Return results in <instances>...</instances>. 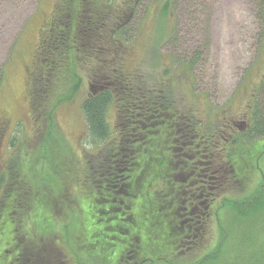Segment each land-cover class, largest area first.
I'll list each match as a JSON object with an SVG mask.
<instances>
[{
  "label": "rangeland",
  "instance_id": "obj_1",
  "mask_svg": "<svg viewBox=\"0 0 264 264\" xmlns=\"http://www.w3.org/2000/svg\"><path fill=\"white\" fill-rule=\"evenodd\" d=\"M58 2L0 0V76H3L0 200L6 193L4 181L8 168L18 159L17 152L23 150L27 155L21 165L29 168L34 161L36 185L56 197V204H52L55 231L61 223L62 230L67 228L69 239L71 232L77 233L79 220L72 213L74 199L62 188L68 186L74 195H83L94 214L104 207L96 202L94 192L86 187L82 177L86 173L82 161L94 160L101 151L87 137L81 112L84 100L104 84L109 74L132 71L136 86L168 88L172 104L189 111L191 118L200 120L208 132L221 133L218 142L221 148L226 139H232L230 135L245 132L254 103L257 109L264 106V3L261 0H111L114 15L102 34L100 59L74 65L80 84L70 100L57 101L76 83L71 70L61 68L50 77L49 94L45 91L49 97H44L47 100L43 112L52 111L56 130L43 146L46 137L43 130L48 122H42L46 126L41 130L34 121L29 100L30 75L35 68L41 33L48 28ZM114 37L121 46L114 42ZM117 107L115 100L106 115L113 133L118 127ZM258 148L264 149V140L259 141ZM216 154L219 167L222 159L219 149ZM55 164L63 180L55 175V170L58 171L53 169ZM257 167L259 173L249 169L246 175L253 183L247 190L229 183L219 189L210 208L204 240L172 260L185 264H264V195L259 198L260 192H264V181L257 188L260 179L264 180V154ZM99 220L95 228L98 233L115 224L112 215L100 216Z\"/></svg>",
  "mask_w": 264,
  "mask_h": 264
},
{
  "label": "trees",
  "instance_id": "obj_2",
  "mask_svg": "<svg viewBox=\"0 0 264 264\" xmlns=\"http://www.w3.org/2000/svg\"><path fill=\"white\" fill-rule=\"evenodd\" d=\"M110 2L59 0L48 28L41 33L35 68L30 75L29 100L39 128L43 130L46 125L42 122H48L43 130L46 135L43 146L56 130L52 111L43 112L50 77L61 68L71 70L76 83L57 101L70 100L80 84L74 65L100 59L102 34L114 15ZM114 42L121 46L118 38L114 37ZM117 72L114 76L109 74L104 84L95 88L94 94L81 105L87 137L101 150L94 160H81L86 170L82 177L86 187L94 192L96 202L104 207L94 214L83 195H74L68 186L62 188L74 199L72 213L79 224L76 234L71 228L69 239L64 228L67 225L64 231L59 223L61 233L55 231L52 204H56V197L36 185L35 162L24 168L21 163L27 153L19 150L18 159L8 168L10 182L7 178L4 181L6 193L0 200V264H9L15 237L23 247L21 238L28 235L14 224L17 220L25 223L35 249L36 255L29 252L26 255L32 261L40 258L39 264H50L46 261L48 255L54 256L53 264H185L172 257H181L180 252H188L190 246L204 240L206 222L211 216L210 207L206 212L211 205L210 192L218 194L228 183L247 190L252 182L246 178L249 169L260 172L257 162L264 149L256 150V146L264 140V106L257 109L254 103L249 128L230 135L232 139H226L219 148L221 133L208 132L200 120L191 118L189 111L172 104L171 90L144 88L143 83L136 86L132 71ZM115 100H118V127L113 133L106 115ZM218 148L222 155L219 167L215 155ZM55 172L61 180L59 168ZM260 180L258 189L264 181ZM263 195L261 191L259 198ZM252 200L256 204V199ZM105 215H112L115 224L98 233L95 228L100 216Z\"/></svg>",
  "mask_w": 264,
  "mask_h": 264
},
{
  "label": "flooded vegetation",
  "instance_id": "obj_3",
  "mask_svg": "<svg viewBox=\"0 0 264 264\" xmlns=\"http://www.w3.org/2000/svg\"><path fill=\"white\" fill-rule=\"evenodd\" d=\"M249 125H247V128H246V130L249 128L248 127ZM227 142V141H226ZM219 147V146H218ZM219 149V148H218ZM198 178H199V176L198 175H196ZM210 193H212V197H211V205L210 206H208V208H206V212L209 210V207L210 208H212L213 206H214V201H215V199L218 197V195H219V193L217 194V193H213V192H210ZM14 224L16 225V226H18V228H19V230H20V228L23 230L22 231V234H23V232H25V233H27L28 235H26V234H24L23 236H22V238H21V240H22V242H23V247L21 246V245H19V243H17L19 240H18V237L16 238L15 237V240H13L12 241V245H13V247H14V252H13V255L12 256H10L9 258H8V263L9 264H11V263H15V264H27V263H29V264H39V262H41L42 260L40 259V258H38L36 261H32L31 259H29L28 257H27V255H26V252H29L30 253V255H36L35 254V249H34V246H33V242H32V238L30 237V233H28L26 230H25V228H24V225H25V223H24V225H23V223H22V221L20 222V221H18L17 220V222L15 223L14 222ZM21 224H22V226H21ZM28 224V223H27ZM3 225V224H2ZM16 233H17V230H16ZM16 248V249H15ZM25 256V258H23ZM57 258V257H56ZM54 259V256H52V255H48V257H47V262H49L50 264H53V260ZM23 261H26V263H23Z\"/></svg>",
  "mask_w": 264,
  "mask_h": 264
}]
</instances>
